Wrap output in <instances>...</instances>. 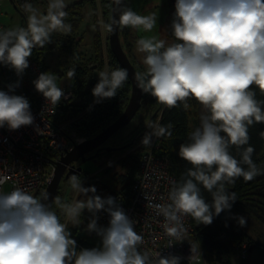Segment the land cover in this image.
<instances>
[{
  "label": "clouds",
  "instance_id": "clouds-1",
  "mask_svg": "<svg viewBox=\"0 0 264 264\" xmlns=\"http://www.w3.org/2000/svg\"><path fill=\"white\" fill-rule=\"evenodd\" d=\"M21 7L27 26L0 30V64L18 76L29 67L33 49L51 43L53 33L68 35L72 31V25L66 23L65 0H49L46 14L27 0ZM155 24V16L122 7L119 18L113 17L105 27L109 32L116 27L150 32ZM170 27L177 42L166 44L155 36L136 41L146 69L136 72L134 78L137 88L169 109L180 103L188 109L191 97L205 110L200 126L179 147V157L192 167L181 181L173 182L170 202L158 206L166 234L182 241V217L211 224L214 216L230 210L236 200L226 185L241 177L252 181L264 174L254 163L255 149L249 145V127L264 123V101L258 100L252 89L255 85L264 94V0H176ZM67 75L73 78L76 69H69ZM98 77L92 89L96 103L115 97L127 81L128 71L105 69ZM56 81L57 75L51 72L41 73L33 81L35 89L53 105L64 97ZM13 90L11 85L8 92L0 90V128L9 130L34 122L29 101L9 94ZM146 127L149 130L142 137L143 146H150L153 137L172 135L171 123H149ZM260 135L264 138V132ZM232 146L239 159L231 154ZM69 184L86 199L64 203L56 196L51 200L73 226L79 225L84 210L92 213L87 231L100 237L101 246L78 250L67 225L61 223L51 203H46L50 194L42 192L36 197L16 187L0 192V264H180L178 256H152L139 250L143 238L115 198L96 195L95 187H84L76 174L70 176ZM200 186L211 194V203L202 196ZM101 210L110 217L107 227L97 224L96 213ZM239 224H245L243 217ZM191 253L189 261L199 255L193 245Z\"/></svg>",
  "mask_w": 264,
  "mask_h": 264
},
{
  "label": "built area",
  "instance_id": "built-area-1",
  "mask_svg": "<svg viewBox=\"0 0 264 264\" xmlns=\"http://www.w3.org/2000/svg\"><path fill=\"white\" fill-rule=\"evenodd\" d=\"M3 1L0 0V8ZM11 1L18 10L26 14L21 7L26 0ZM27 2L32 3L33 0ZM0 30L8 29L0 24ZM28 60L29 67L20 76L13 69L0 64V90L8 92L9 86H13L14 90L9 94L25 97L34 117L32 125L21 126L17 130H9L6 126L0 128V192L6 193L7 188L10 192L19 187L39 197L47 190L61 158L87 139L70 131L67 124L56 125L53 122L59 105L73 99L74 84L67 82L60 86L64 97L57 105L51 104L33 85V81L46 72L45 66L31 58ZM159 121L160 116L155 123ZM161 141L162 137H153L150 146H143L139 171L132 182L130 195L117 191L109 196L116 199L133 220L134 230L142 236L143 242L139 245V250L152 256L156 253L178 256L180 264H236L237 261H245L252 249L249 238L242 237L229 252L212 250L206 255L196 239L190 216H184L181 220L185 229L182 241L166 234L163 228L164 217L159 213L158 206L170 202L168 194L173 182L177 180L170 172L168 157L160 154ZM96 219L98 226L107 227L110 217L101 210L96 213ZM71 238L76 240L78 250L87 248V241L100 239L95 232L87 231V225L76 233H71ZM191 245L199 255L189 261Z\"/></svg>",
  "mask_w": 264,
  "mask_h": 264
},
{
  "label": "trees",
  "instance_id": "trees-1",
  "mask_svg": "<svg viewBox=\"0 0 264 264\" xmlns=\"http://www.w3.org/2000/svg\"><path fill=\"white\" fill-rule=\"evenodd\" d=\"M99 1L102 17H105L112 0ZM87 4H91L95 9L97 3L96 0H76L68 4L65 9L68 12L66 23L72 25L71 33L68 35L60 32L54 33L51 37V43L45 45L44 48L36 47L33 49V53L29 58L44 65L45 52L53 49L57 51L55 74L60 80H70L74 84L75 91L73 99L59 105L58 113L53 118V122L56 125L67 124L70 131L75 132L79 137L91 139L123 113L131 95V82L128 78L123 87L118 89L115 97L96 103L92 89L99 80L95 76V73H93L91 64L95 62L94 64L99 66L100 71L105 69L111 71L122 67L110 48H108L107 54L104 55L102 41L98 33L94 35L96 38H94L93 55L86 57L85 53L81 51L83 37L80 35V30L84 21V7ZM71 68L76 69V75L73 78H69L67 75ZM48 69L49 67L45 66V71H48ZM252 89L256 93V98L264 101V94L255 85L252 86ZM187 103L189 105L188 109H185L182 103L171 109L163 105L160 111L156 113V116L160 113L159 124L167 125L171 123L173 125L171 128L172 135L170 137H162L160 154L168 157L170 172L175 176L177 182L181 181L187 170L192 167L179 157V147L182 143H187L189 134L200 126L199 103L191 97L188 98ZM262 110H264V105H262ZM156 116L152 117L150 121ZM261 132H264V123H255L249 127V145L255 149L252 154L254 163L259 168L264 169V138L261 137ZM133 144H130V146ZM114 150L116 149H112L109 152H113ZM142 150L143 146L139 147L136 152L130 153L127 159L124 160V164L122 160V169L125 170L126 174L121 175L119 178L121 188L114 190L110 196L117 191H121L126 196L130 195L132 182L139 171ZM230 151L233 156L239 159L235 146H232ZM109 152L103 150L99 155ZM80 174L84 173L81 172ZM200 187L201 194L206 202L211 203V194L203 186ZM226 187L229 192L235 193L236 198L232 202L230 210L222 211L218 216H214L213 222L208 225L198 224L197 221L191 218L196 239L202 251L206 255H209L212 250L229 252L232 250L233 245L242 237H247L251 241L252 250L257 248V245L263 248L261 253V256H263L264 244H261L260 241H254L240 226L230 221L228 215L230 213H242L250 215L261 223H264V174L258 175L252 181H245L241 177L236 180L235 184L226 185ZM57 196H59V192ZM54 208L57 209L59 207L53 203L52 210ZM57 210L59 212L57 215L60 217L62 223L64 214L61 209ZM78 230H80V227H76L75 230L70 232L76 233ZM86 246L88 249H91L95 247V244L93 240L92 242L89 240L86 242Z\"/></svg>",
  "mask_w": 264,
  "mask_h": 264
},
{
  "label": "rangeland",
  "instance_id": "rangeland-1",
  "mask_svg": "<svg viewBox=\"0 0 264 264\" xmlns=\"http://www.w3.org/2000/svg\"><path fill=\"white\" fill-rule=\"evenodd\" d=\"M74 1L76 0H65V3L68 5ZM48 3L49 0H33L32 2L33 6L42 14H46ZM96 3L95 9L91 4H87L84 7V21L81 25L80 35L83 37L81 51L85 53L86 57H91L93 55L94 38H96L94 35L96 33L100 35L104 55L107 54V50L110 48L109 31L106 29L105 25L110 23L112 3L105 17H102L100 1L96 0ZM125 7L131 8L133 11L143 16L156 17V24L150 32L143 30V28L122 27L121 42L125 51L137 71H144L146 69V66L143 64L144 54L137 51L136 41L140 38L155 36L158 40H164L166 44L177 42L172 35L170 27L175 8L172 6L170 0H126ZM0 24L7 29L26 27L27 16L15 7L13 1L4 0L0 8ZM44 63V65L49 66L46 72L55 74L57 67V51L53 49L45 52ZM94 63L91 64V69H93V73H95V76L99 80L98 74L100 69L99 66ZM66 82H68V80L64 83ZM56 83L57 85L61 84L59 81H56ZM162 106V104L156 102L154 97L150 94H146L143 98L142 106L133 120L109 138L104 144V147L116 150L101 154L94 158H88L85 162L80 161L76 164L77 167L82 168V172L84 173L78 175L84 187L94 186L96 189L95 194L99 195L101 198L109 197L114 190L121 188L119 178L121 175L126 174L125 170L122 169L121 162L123 160L124 164V160L127 159L130 153L136 152L139 147L143 146L141 140L145 134L144 129L147 131L146 126L149 123H155L160 113L152 121H150V119L160 111ZM204 112L205 110L199 104V115L201 116ZM132 143L134 144L130 146ZM89 155L93 156L94 152ZM8 192L9 188H7L6 193ZM59 196L64 203H74L77 200L86 199L82 194L75 192L71 188L69 179L62 180ZM57 209L54 208L53 210L58 214L59 212ZM228 216L230 221L240 226L254 241H260L261 244H264V223H261L250 215L242 213H230ZM240 217L245 219V224L243 226L239 224ZM92 218V213L84 210L81 214L78 226H73L72 221L66 218L65 215L62 223L67 225L69 231H73L76 227L81 228L88 225ZM93 242L95 247L101 246L100 239H93ZM256 247L257 248L254 250L251 249L245 261H237L236 264H264V255L261 256L263 248L260 247V245Z\"/></svg>",
  "mask_w": 264,
  "mask_h": 264
},
{
  "label": "water",
  "instance_id": "water-1",
  "mask_svg": "<svg viewBox=\"0 0 264 264\" xmlns=\"http://www.w3.org/2000/svg\"><path fill=\"white\" fill-rule=\"evenodd\" d=\"M172 3L175 6L176 0H172ZM125 4L126 0H121L120 4H117L116 0H112L110 22L113 17L116 19L119 18V13L122 7H125ZM121 30V27H116L114 31L109 32V47L117 59L119 65L128 71V78L131 82V95L129 101L123 113L113 123L104 128L100 133L91 139H87L86 141L76 145L72 151L63 156L57 163L52 180L45 191L50 194L49 201L46 203H51V207L54 203L51 199L57 196L62 180L69 179L72 174L77 175L82 172V168L77 167L76 164L80 161L85 162L88 158H94L98 156L103 150L108 152L111 151L112 148H107L103 145L114 134L127 126L133 120L142 106L145 93L136 87V81L134 77L135 73L138 71L130 61L123 48L120 37ZM154 116H156V114ZM92 152H95L94 155L88 156Z\"/></svg>",
  "mask_w": 264,
  "mask_h": 264
},
{
  "label": "crops",
  "instance_id": "crops-1",
  "mask_svg": "<svg viewBox=\"0 0 264 264\" xmlns=\"http://www.w3.org/2000/svg\"><path fill=\"white\" fill-rule=\"evenodd\" d=\"M5 28H6V27H5ZM6 29H7V28H6ZM45 66H46V65H45ZM47 67H49V66H47ZM55 71H56V70H55ZM57 81L61 82V84H59L58 87L63 86L64 84L67 83V82L64 83L66 80H64V79H63V80H60V79H58V77H57ZM68 82H70V80H68ZM106 198H107V197H106Z\"/></svg>",
  "mask_w": 264,
  "mask_h": 264
},
{
  "label": "flooded vegetation",
  "instance_id": "flooded-vegetation-1",
  "mask_svg": "<svg viewBox=\"0 0 264 264\" xmlns=\"http://www.w3.org/2000/svg\"><path fill=\"white\" fill-rule=\"evenodd\" d=\"M171 1V4H172V6L175 8V6H174V4L172 3V0H170ZM122 28V27H121ZM122 31H123V28H122ZM145 95H146V93H145ZM144 95V96H145ZM104 146V145H103ZM95 153V152H94ZM88 156H90V155H88ZM79 163V162H78Z\"/></svg>",
  "mask_w": 264,
  "mask_h": 264
}]
</instances>
